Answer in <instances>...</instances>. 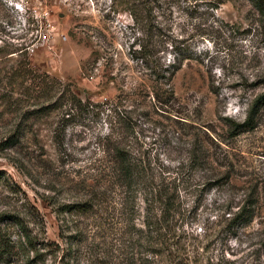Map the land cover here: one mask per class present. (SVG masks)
Returning a JSON list of instances; mask_svg holds the SVG:
<instances>
[{
  "label": "rangeland",
  "instance_id": "374dc122",
  "mask_svg": "<svg viewBox=\"0 0 264 264\" xmlns=\"http://www.w3.org/2000/svg\"><path fill=\"white\" fill-rule=\"evenodd\" d=\"M177 4L156 8L162 61L181 66L170 88L134 59L148 37L124 3L0 0V76L26 69L24 46L36 82L49 73L34 96L28 77L0 83V228L12 245L0 264H172L168 251L187 264H264V13L251 0ZM53 79L106 109L65 126L62 147V111L32 113L63 87ZM117 147L174 190L169 246L149 242L141 197L97 179ZM92 185L106 192L97 213L62 211ZM244 206L252 220L231 222Z\"/></svg>",
  "mask_w": 264,
  "mask_h": 264
},
{
  "label": "trees",
  "instance_id": "16d2710c",
  "mask_svg": "<svg viewBox=\"0 0 264 264\" xmlns=\"http://www.w3.org/2000/svg\"><path fill=\"white\" fill-rule=\"evenodd\" d=\"M116 2L124 3L133 16L135 22L141 23V30L147 34L146 41L142 44V48L139 51V55H135L134 59L141 63L142 69L154 77L156 80H161L165 84H169L172 88V82L175 75L181 66L172 65V68L165 66L162 61L161 49L159 36V25H158V15L156 13V8L166 6L168 9L173 10L177 7V2L179 0H114ZM225 0H219V3H223ZM256 7L264 13V0H251ZM17 54L21 57L20 62L26 65V69H17L8 74L6 72L3 76H0V83H3L4 78L7 79L11 84L18 78H29L32 79L31 86H27V95L34 96L32 89L35 91L42 87L43 84L47 83V77L49 73H44V76L36 82L35 74L37 72L31 66L30 56L27 46L19 47L16 50ZM184 58H190V55H186ZM41 77V76H39ZM54 82L59 83L62 88L56 92V96L50 99L47 104L42 107L33 110L32 113L35 115L49 114L54 110H61L64 115L63 124L55 132V141L62 147L65 142L66 128L65 126L70 124H83L84 119L91 118L93 114L100 116L104 113L106 109H100L104 105L102 103L92 102L90 100H83L72 88L71 84L64 83L59 79H53ZM38 87V88H37ZM55 90V89H54ZM36 96V95H35ZM53 96V94L51 95ZM158 97V96H157ZM4 99L14 98L13 94H4ZM264 99V96L261 97ZM258 99L254 104L253 109L249 115V119L243 124H237L238 127H244L249 124V120L256 113V106L261 101ZM54 100V101H52ZM104 104H109L105 102ZM110 112L113 109L108 107ZM108 113V116L110 115ZM117 110H114V115L112 117L117 118ZM119 122L126 120V115H119ZM61 129V130H60ZM24 135H18V131L9 134L6 137L5 143L7 147L14 146L20 138ZM112 162L114 163L112 168V174L101 171L100 176L97 177L98 180H111L119 182L125 188V193L134 199L136 197H141L146 203V220L144 221L146 231L148 232V239L151 244H161L164 247L170 245V229L173 217L176 214V202L174 190L167 184L158 183L157 177L154 176L153 172L146 163L142 160H138L130 150L126 148H114L112 151ZM1 179V176H0ZM112 181V182H114ZM93 186V185H92ZM92 190H89L88 195L81 201L70 203L65 206L62 211L75 212L79 214H93L97 213L98 209L106 201V192L101 191L98 187L93 186ZM110 206V205H108ZM113 207V206H112ZM247 206L241 208L240 211L236 212L230 219L231 222L240 224H246L253 218V210L247 209ZM61 211V210H60ZM22 226L20 221L17 224ZM155 234V235H154ZM2 229L0 228V250L5 254H9L11 243L4 239ZM25 238H27L28 243L37 248L34 245V238L25 232ZM70 242H74V237L72 234L67 236ZM168 249V248H167ZM167 257L170 259L172 264H187L178 255L174 256L171 251L167 252Z\"/></svg>",
  "mask_w": 264,
  "mask_h": 264
},
{
  "label": "crops",
  "instance_id": "0c3cea01",
  "mask_svg": "<svg viewBox=\"0 0 264 264\" xmlns=\"http://www.w3.org/2000/svg\"><path fill=\"white\" fill-rule=\"evenodd\" d=\"M49 71V70H48Z\"/></svg>",
  "mask_w": 264,
  "mask_h": 264
}]
</instances>
